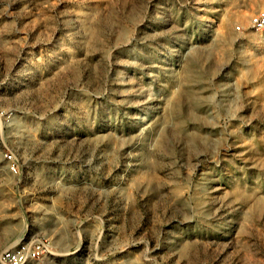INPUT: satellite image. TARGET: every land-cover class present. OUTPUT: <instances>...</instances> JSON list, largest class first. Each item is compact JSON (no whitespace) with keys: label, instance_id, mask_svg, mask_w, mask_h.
Returning <instances> with one entry per match:
<instances>
[{"label":"rangeland","instance_id":"1","mask_svg":"<svg viewBox=\"0 0 264 264\" xmlns=\"http://www.w3.org/2000/svg\"><path fill=\"white\" fill-rule=\"evenodd\" d=\"M259 11L0 0V254L42 240L29 264H264Z\"/></svg>","mask_w":264,"mask_h":264},{"label":"built area","instance_id":"2","mask_svg":"<svg viewBox=\"0 0 264 264\" xmlns=\"http://www.w3.org/2000/svg\"><path fill=\"white\" fill-rule=\"evenodd\" d=\"M250 25L257 31L264 29V11H259L251 18ZM2 157L6 163L7 171L10 174L19 176L20 160L18 152L7 149L3 152ZM45 247V242L42 240L31 244L21 243L12 249L4 250L0 254V264H29L44 255Z\"/></svg>","mask_w":264,"mask_h":264},{"label":"bare ground","instance_id":"3","mask_svg":"<svg viewBox=\"0 0 264 264\" xmlns=\"http://www.w3.org/2000/svg\"><path fill=\"white\" fill-rule=\"evenodd\" d=\"M17 128H18V126H17ZM16 129V128H15ZM20 129V128H19ZM21 132V131H20ZM23 132V131H22Z\"/></svg>","mask_w":264,"mask_h":264}]
</instances>
